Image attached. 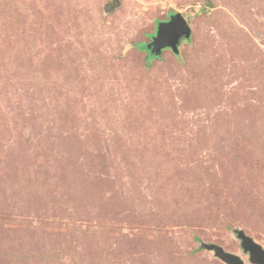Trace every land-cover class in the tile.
I'll return each mask as SVG.
<instances>
[{
	"label": "rangeland",
	"instance_id": "rangeland-1",
	"mask_svg": "<svg viewBox=\"0 0 264 264\" xmlns=\"http://www.w3.org/2000/svg\"><path fill=\"white\" fill-rule=\"evenodd\" d=\"M239 231L264 248V0H0V264H253Z\"/></svg>",
	"mask_w": 264,
	"mask_h": 264
},
{
	"label": "water",
	"instance_id": "water-1",
	"mask_svg": "<svg viewBox=\"0 0 264 264\" xmlns=\"http://www.w3.org/2000/svg\"><path fill=\"white\" fill-rule=\"evenodd\" d=\"M192 28L182 13H177L169 21L161 22L157 34L152 42L148 44L153 54L160 55L165 49H172L176 54L180 53V44L184 38L190 39ZM243 247L250 253V260L253 264H264V248L245 231L238 232ZM208 249L227 264H245L242 258L233 253L227 252L222 246L210 245Z\"/></svg>",
	"mask_w": 264,
	"mask_h": 264
},
{
	"label": "trees",
	"instance_id": "trees-1",
	"mask_svg": "<svg viewBox=\"0 0 264 264\" xmlns=\"http://www.w3.org/2000/svg\"><path fill=\"white\" fill-rule=\"evenodd\" d=\"M154 36H155V35H152V36H151L149 42H147V43H146V42L141 43L140 46H139V49H140V50H146V51L148 52V57H149V59H155V58H158V57L161 56V54H160V55L153 54V53L151 52V49L148 48V44H149L150 42H152ZM184 39H185V40H189V39H186V38H184ZM179 48H180V46H179ZM165 50H171V51H173L172 49H169V48H168V49H165ZM165 50H164V51H165ZM164 51H163V52H164ZM163 52H162V53H163ZM173 53L176 54L174 51H173Z\"/></svg>",
	"mask_w": 264,
	"mask_h": 264
}]
</instances>
